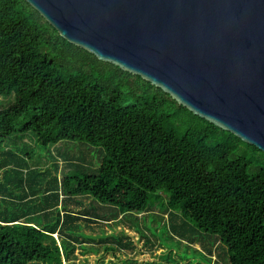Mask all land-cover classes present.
Returning <instances> with one entry per match:
<instances>
[{
	"label": "trees",
	"instance_id": "16d2710c",
	"mask_svg": "<svg viewBox=\"0 0 264 264\" xmlns=\"http://www.w3.org/2000/svg\"><path fill=\"white\" fill-rule=\"evenodd\" d=\"M12 92L14 103L0 110V177L10 181L7 171L26 169L24 159L4 151L14 133L32 132L44 147L87 142L106 152L99 174L65 176L64 196H91L122 213L167 207L218 236L230 264H264V152L69 43L25 0H0V96ZM30 171L19 185H27ZM58 190L44 198L58 197ZM31 196L28 203L37 195ZM81 214L58 213L54 224L40 227L20 221L29 215L0 212V264H74L64 244L74 249L77 241L63 233L70 236L65 231L78 226ZM67 219L74 223L65 228Z\"/></svg>",
	"mask_w": 264,
	"mask_h": 264
},
{
	"label": "water",
	"instance_id": "95a60500",
	"mask_svg": "<svg viewBox=\"0 0 264 264\" xmlns=\"http://www.w3.org/2000/svg\"><path fill=\"white\" fill-rule=\"evenodd\" d=\"M59 35L264 152V0H25Z\"/></svg>",
	"mask_w": 264,
	"mask_h": 264
},
{
	"label": "rangeland",
	"instance_id": "374dc122",
	"mask_svg": "<svg viewBox=\"0 0 264 264\" xmlns=\"http://www.w3.org/2000/svg\"><path fill=\"white\" fill-rule=\"evenodd\" d=\"M14 101V92L0 96V110L6 109ZM3 146L4 151L12 150V153L24 159L21 165L26 169L35 170L30 171L28 183L22 188L17 187L23 176V180H26V174L9 170L6 178L10 181L0 177V191L12 193L6 198L14 200L16 205L5 203L6 207L0 201L3 217L29 215L23 220L32 221L40 227L54 224L61 212L59 207L46 218L42 215V209H51L58 203L57 196L44 198L45 193L59 188L64 195L61 182L65 176L98 175L106 154L101 147L74 140L40 146L32 132L14 133ZM12 155L8 153L3 158L9 159ZM10 165L15 168L14 162ZM31 191L37 195V199L19 206V201L29 197ZM70 198L63 204V209L69 213H89V217L99 216L102 220L97 224L80 220L76 222L77 227L65 231L70 236L63 233L65 238L77 241L76 245L72 242L74 249L64 244L74 264H230L228 249L220 243L218 236L206 234L180 214L171 213L167 207L149 206L142 214L122 213L119 207L100 203L91 196ZM66 223L65 228L74 221L67 219ZM60 241L59 237L58 244Z\"/></svg>",
	"mask_w": 264,
	"mask_h": 264
},
{
	"label": "crops",
	"instance_id": "0c3cea01",
	"mask_svg": "<svg viewBox=\"0 0 264 264\" xmlns=\"http://www.w3.org/2000/svg\"><path fill=\"white\" fill-rule=\"evenodd\" d=\"M26 168V167H25ZM3 171H5V170H0V176L3 174ZM28 171V169H25L24 170V174H27L26 172ZM5 179V178H4ZM23 186H21V185H18V187L17 188H22ZM28 188H30V187H28ZM48 190H50V189H48ZM12 193H0V201L3 203V205L4 206H6L5 205V203L6 204H10V205H12V206H14V207H16V205H15V203H14V200H12V199H7L6 198V196H8V195H11ZM34 194V192L32 193V191L30 192V195H29V197H27L26 196V198H22L19 202H20V204H19V206L20 205H26V204H28V202H27V200L29 199V198H31L32 196L31 195H33ZM64 195H62V193H61V191L60 190H58V203H57V205H55L58 209H59V207H61V212L59 213V216L61 217V216H63V214L66 212L65 211V208L63 209V204L65 203V201L66 200H70L71 198H66V197H63ZM10 198H12V196H10ZM37 198L35 197V199L33 200V201H31V202H34L35 200H36ZM31 202H29V203H31ZM71 205H73V204H71ZM7 207V206H6ZM0 212L2 213V211H1V206H0ZM77 212V211H76ZM71 213V212H70ZM74 213V212H73ZM74 214H77V213H74ZM89 215V213H84V214H81L80 216H81V218H83V219H81V220H84V219H86V216H88ZM62 218V217H61ZM27 219V218H26ZM91 220H92V222H94V223H99L100 221H102L101 219H100V217L99 216H96V217H91ZM20 221H26V220H23V219H21ZM86 221V220H85ZM103 221H105V220H103ZM88 222H91V221H88ZM55 237V236H54ZM142 256V255H141ZM141 256H139V258H138V262L140 261V258H141Z\"/></svg>",
	"mask_w": 264,
	"mask_h": 264
},
{
	"label": "bare ground",
	"instance_id": "6f19581e",
	"mask_svg": "<svg viewBox=\"0 0 264 264\" xmlns=\"http://www.w3.org/2000/svg\"><path fill=\"white\" fill-rule=\"evenodd\" d=\"M54 236L57 237V234H55Z\"/></svg>",
	"mask_w": 264,
	"mask_h": 264
}]
</instances>
